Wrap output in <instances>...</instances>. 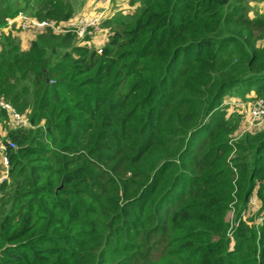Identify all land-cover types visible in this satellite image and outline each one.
Masks as SVG:
<instances>
[{
	"label": "trees",
	"instance_id": "trees-1",
	"mask_svg": "<svg viewBox=\"0 0 264 264\" xmlns=\"http://www.w3.org/2000/svg\"><path fill=\"white\" fill-rule=\"evenodd\" d=\"M126 1L138 6L111 9L99 50L50 28L22 48L8 18L64 26L74 3L0 0V100L30 122L0 111L16 144L0 264H264V222L244 219L252 197L264 207V130L227 112L232 95L264 97V16L248 0Z\"/></svg>",
	"mask_w": 264,
	"mask_h": 264
},
{
	"label": "rangeland",
	"instance_id": "rangeland-1",
	"mask_svg": "<svg viewBox=\"0 0 264 264\" xmlns=\"http://www.w3.org/2000/svg\"><path fill=\"white\" fill-rule=\"evenodd\" d=\"M75 6V17H78L80 15H82V0H72ZM103 1L105 3V0H87L86 3H88V8L87 11H93L96 9H100L102 7ZM111 4H112V8L113 7H118L121 10L124 9H128V7L135 9L138 6L137 4L134 5H130L129 3H127L126 0H111ZM248 7H249V13L250 16H264V0H248ZM103 30H105V32L103 34H101V36L95 40L93 39L92 41L89 42L90 46H95L97 49L102 48L101 46L104 44L103 42L105 41L106 38V32L107 30L109 31L108 28H104ZM4 33H9V34H13L14 36L18 37V40L20 42V45L22 48H27L30 45V42L33 38L36 37V34L38 32H40L38 29H27V30H21L18 29L16 27L13 28H5L3 30ZM227 100H229L228 98H226ZM244 101L245 107L240 108L239 104L240 101ZM230 102V100H229ZM226 103V102H225ZM228 103H226L225 105H227ZM229 107H228V114H236L238 115L239 113L242 114L245 110H248L250 108L251 105H253V102L251 101V97H247L246 99H241L240 97L236 96V95H232L231 98V102L229 103ZM242 105V106H243ZM246 129V127H245ZM254 132H259L264 130V124H262L261 126L253 129ZM234 140H232L233 142H236L238 138V135L233 136ZM247 156V153H240L239 150L234 149L233 151H231L228 155H227V162L230 163V168L233 169V177H234V185L235 187L238 186L239 183V178H240V168L237 166V164H243L245 163L244 158ZM241 159L240 162L238 161V159ZM0 166H1V171H0V180L5 179L8 177V164H6L5 162V156L3 153H0ZM234 193L236 194V189L234 191ZM255 197V196H254ZM238 198L236 196H234L233 201L230 203V207L228 210V215H227V219L229 220V224L230 226L234 225L235 220L234 218L237 215V207L236 205L238 204ZM257 202V201H256ZM244 219L250 223L251 225H255L257 227V229L260 228V226L262 225V223L264 222V207L262 205H259L256 203L255 206H251L250 205V209L248 212L245 213L244 215ZM229 235V232H227ZM163 252L160 250V255ZM159 257V250L157 252V258ZM160 260V258H159ZM161 261V260H160ZM158 261V259L156 260V264H172L171 262H160Z\"/></svg>",
	"mask_w": 264,
	"mask_h": 264
},
{
	"label": "built area",
	"instance_id": "built-area-1",
	"mask_svg": "<svg viewBox=\"0 0 264 264\" xmlns=\"http://www.w3.org/2000/svg\"><path fill=\"white\" fill-rule=\"evenodd\" d=\"M111 9V0H105V3L103 1L102 7L100 9L90 12L86 11L82 15L67 22L64 26H59L51 20L38 21L23 12H20L16 17L8 18L7 24L10 27H20L23 30H27L29 28H50L57 33L65 34L71 32L81 40H86V38L89 37L90 41H92L93 39L97 40L103 32L104 20L110 14ZM0 111H6L8 113L10 116L11 127L18 128L30 126L28 118L21 114L11 103L0 100ZM244 112L246 130H251L264 124V97L258 99L248 110H245ZM9 147L15 148V142L13 140L5 141L0 135V153L4 154L6 164H8L6 151ZM256 203L258 204L257 198L252 197L250 200V205L255 206Z\"/></svg>",
	"mask_w": 264,
	"mask_h": 264
},
{
	"label": "crops",
	"instance_id": "crops-1",
	"mask_svg": "<svg viewBox=\"0 0 264 264\" xmlns=\"http://www.w3.org/2000/svg\"><path fill=\"white\" fill-rule=\"evenodd\" d=\"M88 5L86 4V6H82V11H85V10H87V7Z\"/></svg>",
	"mask_w": 264,
	"mask_h": 264
}]
</instances>
